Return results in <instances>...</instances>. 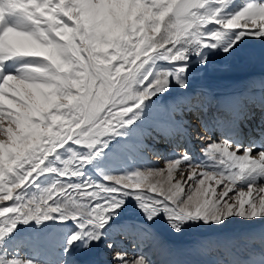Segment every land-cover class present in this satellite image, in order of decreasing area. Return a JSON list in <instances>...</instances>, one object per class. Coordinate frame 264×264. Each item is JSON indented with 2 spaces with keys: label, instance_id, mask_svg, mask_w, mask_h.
<instances>
[{
  "label": "snow or ice",
  "instance_id": "obj_1",
  "mask_svg": "<svg viewBox=\"0 0 264 264\" xmlns=\"http://www.w3.org/2000/svg\"><path fill=\"white\" fill-rule=\"evenodd\" d=\"M249 38L264 40V0H0V264H47L20 249L49 220L61 253L115 251L129 206L177 233L264 220V126L205 140L199 162L118 166L156 98ZM260 239L259 260L249 248L226 264H264ZM113 261L152 264L126 250Z\"/></svg>",
  "mask_w": 264,
  "mask_h": 264
},
{
  "label": "bare ground",
  "instance_id": "obj_2",
  "mask_svg": "<svg viewBox=\"0 0 264 264\" xmlns=\"http://www.w3.org/2000/svg\"><path fill=\"white\" fill-rule=\"evenodd\" d=\"M247 42L246 48L240 47L231 56L213 55L206 66L196 65L193 62L194 66L188 74V88L184 90L174 87L168 94L156 98V103L142 125L140 133L135 140L129 142V150L118 158V166L126 169H134L135 166L143 169H159L156 166L158 160L161 162L166 159L162 166L166 167L168 159L183 155L186 151L193 156L194 162L202 160L201 150L204 141L212 140L213 137L205 126L199 124L197 119L191 120L190 115H195L198 110L192 107L189 109L182 100L191 99L194 94L201 95L203 106L208 110L209 102L222 96L235 95L237 100L234 106L241 107L254 93L261 95V87H264V40L249 38ZM253 80L260 81L257 87L251 86ZM159 130L164 131L163 135L159 133ZM178 131H182L183 134ZM161 140L163 142L158 144ZM222 140L226 139L220 138L214 141ZM183 167L186 169V165ZM52 223L49 226L55 229L60 227L59 221L53 220ZM119 223L128 229L132 228L143 233L146 239L145 244L148 245L141 255L149 258L152 264H162L178 249L189 262L226 264L228 258L223 257H227L228 253L225 249L233 245L239 249L247 242L253 244L252 246L259 245L261 234H264V220L246 222L239 218L231 219L222 228L196 225L177 233L169 227L165 219L161 218L154 223L148 222L143 218L139 209L132 206H129L121 216ZM55 229L49 227L39 232L42 237H45V247L52 253L53 259L59 258L61 253L57 249L58 243L55 246L56 243L48 240L46 235L49 233L54 235L53 230ZM125 234H127V229L126 232L113 233V239L116 241L117 248L126 250L130 256L129 254L137 251L134 247L138 244L134 242L135 244L126 248L125 243L133 242ZM103 244L105 243L95 245L91 251L82 254L74 250L76 253L70 255L67 264H111L107 256L109 257L112 250L101 248ZM149 248L153 249L148 252Z\"/></svg>",
  "mask_w": 264,
  "mask_h": 264
},
{
  "label": "rangeland",
  "instance_id": "obj_3",
  "mask_svg": "<svg viewBox=\"0 0 264 264\" xmlns=\"http://www.w3.org/2000/svg\"><path fill=\"white\" fill-rule=\"evenodd\" d=\"M165 160L166 159H163V161H161V162L158 160V164L156 166L158 168H164L162 166H164L163 162ZM162 163H163V165H162ZM136 168L144 170L143 168H140L138 166L134 167V169H136ZM94 172H95V168H90L89 171H88V175L89 176H93L95 178ZM114 174H122V173L117 172V173H114ZM52 221L53 220L45 221V224L48 225V227L47 228H43L42 230H41V228H42L41 226H39V225L35 226V229L33 230L32 242L30 244H28V245L22 246L21 249H20V252H21V254L23 256H25V257H37V258H39L42 261H46L47 264H64L65 262L68 261V258L70 257V255L73 254L75 251L78 252L79 254L83 253V251H80V250H75V251H72V252L70 251L68 253H61V251L59 249V246L57 245V243H58V241H57L58 240V234L55 231L56 229L53 226H49V225L53 224ZM47 223H49V224H47ZM22 227H26V226H22ZM49 227H50V229H55V230H53V233H55L54 235H52V234L50 235V233H49V234L46 235V237H47L48 240H50L54 244L56 243L55 246L57 245V247H58L57 249H59L58 251L61 253V256L59 258H57V259H53L52 258V253L48 250V248L45 247V242H44V238L45 237H42L41 234H39L40 231L48 229ZM102 243H112V241L101 242L100 244H102ZM101 248H107V247H105V244H103L101 246ZM108 250H112V249L108 248ZM117 250L119 251L118 248L115 249V251H117ZM115 251L112 250L111 253H109V257L107 256V258L110 260L109 262L111 264L112 263L114 264L113 257L115 255ZM141 252H142V250H139L137 252H134L133 254H129L130 255L129 257L131 258L133 256H139V255H141ZM137 254H139V255H137Z\"/></svg>",
  "mask_w": 264,
  "mask_h": 264
},
{
  "label": "water",
  "instance_id": "obj_4",
  "mask_svg": "<svg viewBox=\"0 0 264 264\" xmlns=\"http://www.w3.org/2000/svg\"><path fill=\"white\" fill-rule=\"evenodd\" d=\"M247 45H248V42H246L244 45H242L241 48H245V47H247Z\"/></svg>",
  "mask_w": 264,
  "mask_h": 264
}]
</instances>
